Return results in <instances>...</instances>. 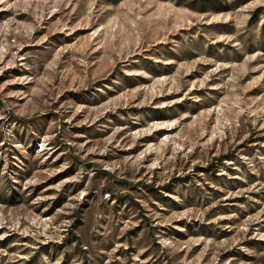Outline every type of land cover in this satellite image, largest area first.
<instances>
[{
    "label": "rangeland",
    "instance_id": "obj_1",
    "mask_svg": "<svg viewBox=\"0 0 264 264\" xmlns=\"http://www.w3.org/2000/svg\"><path fill=\"white\" fill-rule=\"evenodd\" d=\"M0 264H264V0H0Z\"/></svg>",
    "mask_w": 264,
    "mask_h": 264
}]
</instances>
